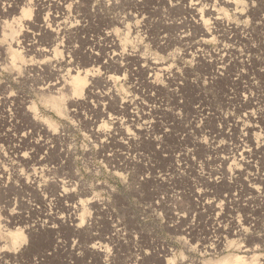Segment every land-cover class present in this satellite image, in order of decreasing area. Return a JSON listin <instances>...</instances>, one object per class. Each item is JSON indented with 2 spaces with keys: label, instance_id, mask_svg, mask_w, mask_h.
I'll return each instance as SVG.
<instances>
[{
  "label": "rangeland",
  "instance_id": "obj_1",
  "mask_svg": "<svg viewBox=\"0 0 264 264\" xmlns=\"http://www.w3.org/2000/svg\"><path fill=\"white\" fill-rule=\"evenodd\" d=\"M226 1L0 0V264H264V0Z\"/></svg>",
  "mask_w": 264,
  "mask_h": 264
},
{
  "label": "bare ground",
  "instance_id": "obj_2",
  "mask_svg": "<svg viewBox=\"0 0 264 264\" xmlns=\"http://www.w3.org/2000/svg\"><path fill=\"white\" fill-rule=\"evenodd\" d=\"M222 2L224 3H227L228 1H226V0H222ZM231 3V2H230ZM227 5V4H226ZM3 9V8H2ZM206 12V14L208 15V16H210V15H214V14H217V13H215V11L212 9V10H210V9H208V10H206L205 11ZM30 10H28V9H24L23 10V15L24 16H28V15H30ZM216 19H221L222 17H219V16H216L215 17ZM214 18V19H215ZM200 21H202L203 19H202V17L200 16ZM198 19V20H199ZM206 19V18H205ZM224 20V19H223ZM221 21V20H220ZM219 21V22H220ZM218 22V21H217ZM109 36L110 37H112V38H110L109 39V41L108 42H111V44L112 45H115V42H116V38L114 37V34H109ZM18 50V48H16V50H13V52H12V58L13 59H15V58H17L18 56H19V50ZM90 54H91V51H90ZM226 54V53H225ZM223 55V54H222ZM221 58V57H220ZM112 59V58H111ZM227 59V58H226ZM219 60V59H218ZM92 61H95V60H92ZM112 61H114L113 59H112ZM221 61V60H220ZM225 61V60H224ZM223 62V61H222ZM154 64H157V63H155V62H153ZM225 63V62H224ZM223 63V64H224ZM158 64H161V63H158ZM163 64V63H162ZM222 66V65H221ZM108 68V65H105V68ZM169 68H171V67H169V66H164V65H161V67H160V69L161 70H163L162 72H164V71H169L170 69ZM160 70V71H161ZM82 72V73H81ZM94 76V73H93V68L92 67H90V68H85V69H83L82 71L81 70H75V73L74 74H72L71 76H70V80H69V83L68 82H66V81H63V85H61V86H59V87H57V90H56V94H51L47 99H45L46 101H48V102H51V104L53 105V106H59L60 104H61V100L63 99V97L65 96V95H70V97H71V99L72 100H76V98H79V97H77L78 95H80L81 93H89L90 91H91V82L93 81V77ZM104 78H106V77H104ZM101 80V79H100ZM107 79H103V80H101L102 82H105ZM237 85V84H236ZM64 86H67V88H66V92H64V93H61V89H64ZM47 87L46 86H44V85H41V86H39V90L40 91H44L45 89H46ZM239 90H240V88H239ZM238 94V93H237ZM240 96V95H239ZM237 97V96H236ZM247 97H248V95H247ZM73 98H75V99H73ZM238 101H240V103H244V104H248L249 103V98L248 99H246L245 97L244 98H238L237 99ZM58 110H61V106H59L58 107ZM197 111H201L200 109H198ZM196 111V112H197ZM249 116H251V115H249ZM247 117V116H246ZM32 121L33 122H31V121H28V123H30L35 129H44L45 127H46V125H45V123H43V122H41L40 120H36V119H32ZM47 128V127H46ZM48 130V129H47ZM127 134V133H126ZM11 136V135H10ZM9 136V137H10ZM25 140V134L24 133H21V134H18L17 133V135H14V136H12L11 138H10V140L11 141H9V144H8V148H9V150H10V153H11V155H10V158H9V163H8V165H9V167H11L12 169H14L15 170V168L19 165V162L20 161H23V159H24V156H23V153H20V145H18L16 142H18V141H20V140ZM238 154H239V156L241 157L242 156V152L241 151H239L238 152ZM228 158V157H227ZM220 159H221V161L222 162H225V159H226V157L225 156H221L220 157ZM233 166H234V168L237 170V169H239V167H237V165H235V163L234 164H232ZM1 168V167H0ZM235 170V171H236ZM0 173H3V169L1 168L0 169ZM20 176V175H19ZM18 177V176H17ZM15 178H16V176H15ZM14 179V178H13ZM19 179H20V177H19ZM21 180V179H20ZM34 181V180H33ZM34 184H35V182H33ZM28 184V183H27ZM30 186V185H29ZM31 188H32V190L33 189H35L36 191H34V192H36L37 193V190H39V188L37 189V187H34L33 185H31ZM253 189H255V187L253 186L252 187ZM226 196V195H225ZM209 206H211V207H213L212 205H209ZM211 209H213V208H211ZM9 217H11V218H14V212H12V210H10L9 211ZM255 221V220H254ZM13 223H16L15 221H13ZM239 223V222H238ZM257 223V222H256ZM230 226H232V227H239V229H237L236 231H235V233L234 234H237V232L242 228V227H240V225L239 224H235V225H232V224H230ZM226 228V227H225ZM230 230L228 229V231L227 232H229ZM260 231V230H259ZM225 232H226V230H225ZM230 234V233H229ZM228 235V234H227ZM248 235V234H247ZM246 235V236H247ZM250 235V234H249ZM248 235V236H249ZM255 236V235H254ZM216 237H217V235H216ZM251 237V236H250ZM256 237V236H255ZM10 238H11V243L12 244H16L21 238H22V231L21 230H19L18 228H15V230L14 231H12L11 233H10ZM210 238H211V235H210ZM218 238V237H217ZM220 238H222V237H220ZM259 238V237H258ZM207 239H209V238H207ZM255 239V238H254ZM261 239V238H260ZM207 241V240H206ZM220 241V240H219ZM256 242H258V241H256ZM249 243V242H248ZM261 243V242H260ZM260 243H259V245H260ZM217 245H218V243H217ZM216 245V246H217ZM219 245H221V244H219ZM208 248H205V249H207V250H213V248L215 247V246H211V245H209V246H207ZM264 250V249H263ZM214 251V250H213ZM244 251H250V249H248V248H246V249H244ZM210 264H261V263H259V261L257 260V258H256V254H254V253H252V254H250V255H247V254H243V255H238V254H233V255H230V256H228V257H225V258H223V259H219V260H217V261H215V262H212V263H210ZM263 264V263H262Z\"/></svg>",
  "mask_w": 264,
  "mask_h": 264
}]
</instances>
